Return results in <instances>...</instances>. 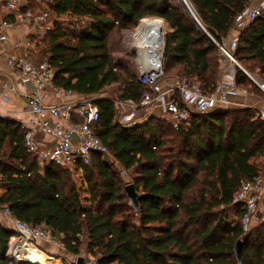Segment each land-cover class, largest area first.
Returning <instances> with one entry per match:
<instances>
[{"label": "trees", "instance_id": "obj_1", "mask_svg": "<svg viewBox=\"0 0 264 264\" xmlns=\"http://www.w3.org/2000/svg\"><path fill=\"white\" fill-rule=\"evenodd\" d=\"M189 2L203 28L179 0L55 1L58 19L40 43L36 63L49 62L54 86L98 98L95 133L109 155L94 153L81 170L55 164L41 169L27 151L22 124L0 117V204L18 220L45 227L72 255L80 254L86 238L99 247L96 264H240L235 247L242 240L241 264H264V223L245 234L239 221L244 211L234 202L242 181L261 174L252 163L264 152L259 115L251 109L192 114L189 125L178 129L158 117L131 129L118 122L114 100L139 101L147 88L138 72L114 62L112 52H122L123 33L146 18L162 19L170 29L166 77L174 70L170 79L216 90L224 68L215 41L231 34L250 0ZM235 56L245 70L258 69L264 82V13L240 32ZM236 77L240 88L264 95L241 68ZM113 85L111 97H102ZM122 169L137 174L138 210L127 197ZM78 170L86 187L73 179ZM15 235L0 221V264H15Z\"/></svg>", "mask_w": 264, "mask_h": 264}, {"label": "built area", "instance_id": "obj_2", "mask_svg": "<svg viewBox=\"0 0 264 264\" xmlns=\"http://www.w3.org/2000/svg\"><path fill=\"white\" fill-rule=\"evenodd\" d=\"M34 1L39 6L23 11L25 4H28L26 0H0L14 16V21L7 18L0 22V54L7 52L4 48L8 39L6 30L13 22L32 25L43 39L53 29L58 19L54 21L51 17L56 0ZM184 2L188 3L189 0ZM188 7L198 25L201 26L190 2ZM263 13L264 0H250L249 6L238 14L235 27L242 32ZM162 22L145 21L143 26L145 30L134 45V49L137 50L134 60L138 79L147 91L139 101L114 100L121 126L131 129L151 117L162 116L178 129L189 125L192 114L227 110L238 104L233 99L240 94H254L238 86L237 68H241L264 92V82L255 81L251 73L241 66L235 56L239 36L232 40L228 37L223 38L221 42L213 39L219 47L224 68L214 92H206L199 83L187 78L169 80L164 69L166 30ZM8 64L20 73L21 83L29 100L28 109L32 117L27 123L22 124L26 130L25 145L27 151L36 157L41 169L55 164L81 170L83 165L91 163L94 153L110 154L107 145L95 133V125L101 118L100 108L95 102L97 98L84 97L54 86L55 71L49 62L37 64L32 54L22 58L9 55ZM5 86L14 90L11 83ZM48 88H52L55 93L63 94L65 100L56 105L45 104L42 93ZM258 115L264 122V109H259ZM0 117L10 118L4 115ZM37 131L49 135L55 141L54 146L50 148L39 143L36 139ZM115 164L118 165L117 162ZM121 173L124 175L127 171L122 169ZM234 202L244 211L239 221L245 234L253 227L264 223V176L260 174L253 179L242 181ZM0 216L16 231L18 237L16 245L10 251L15 264H30L29 249L33 247L41 251L43 246L40 242L56 244L45 227H34L18 220L11 213L8 205L0 204ZM12 239L14 240V237Z\"/></svg>", "mask_w": 264, "mask_h": 264}, {"label": "crops", "instance_id": "obj_3", "mask_svg": "<svg viewBox=\"0 0 264 264\" xmlns=\"http://www.w3.org/2000/svg\"><path fill=\"white\" fill-rule=\"evenodd\" d=\"M26 2L28 4H25L23 11L27 10L28 8H34V4L35 7L39 6L34 0H26ZM31 4L33 6H31ZM51 17L54 21L58 18L55 12L51 14ZM7 18L11 21H14V16L12 13L8 11L4 4L0 2V22ZM142 22H145V20ZM169 31L170 29L168 27V32ZM6 34L8 39L4 45V48L7 52L0 54V116H9L16 122L23 124L27 123L32 117L28 109L29 100L26 98L25 89L20 79V73L8 64V56L14 55L22 58L32 54L34 59L37 61L39 46L43 38L40 33H38V31L32 27V25L26 23L13 22L11 27L6 30ZM239 35V29L234 27L233 31L228 36V39H235ZM7 83L13 84L14 90L7 88L5 86ZM42 97L44 103L48 105H56L65 100L63 94L55 93L52 88L45 90L42 93ZM241 98L247 100L246 102L249 101L250 103H254V105H260L261 103L258 100V96L255 94H240L233 100L238 103V100H241ZM260 107L261 108L259 109H264L262 103ZM36 139L39 141V143L46 147L52 148L55 144V141L49 135H45L41 131L36 132ZM252 163L260 169L261 175L264 176V152L254 156L252 158ZM4 192L5 190L1 188L0 197ZM0 221L5 225L8 224V222L2 216H0ZM46 244L49 245V243Z\"/></svg>", "mask_w": 264, "mask_h": 264}, {"label": "rangeland", "instance_id": "obj_4", "mask_svg": "<svg viewBox=\"0 0 264 264\" xmlns=\"http://www.w3.org/2000/svg\"><path fill=\"white\" fill-rule=\"evenodd\" d=\"M176 1H178V0H176ZM179 1L184 3L189 14L192 17H194L192 11L188 7L189 2L186 3V2H184V0H179ZM64 19H66V18H64ZM144 20L147 22L148 21L150 22L151 20L152 21H155V20L164 21L162 19H156V18H146ZM142 21L139 22V24L136 27H134V28L123 33V38H122L123 51L118 52V51L113 50V52H112L114 62L116 64H121L124 68H126L127 70H129L130 72H133V73H137V66H136V62H135L134 58L130 54V50L134 48V45L136 44V41L138 40L139 36L145 30L143 28L145 23ZM162 24L165 27V30L167 33L168 32V26L164 22H162ZM200 27H202V26H200ZM240 64L243 68H245L243 63L240 62ZM173 72H174V70L171 72H167V76L169 77V80H172V79H170V77L173 75ZM250 73L254 77L255 81L261 80V78L258 75L259 74L258 69H255L253 72H250ZM255 83L256 82H254V84ZM117 87H118V85H113L111 87H108V92L104 93L102 95V97H106V98L111 97V92L115 91L117 89ZM246 89L250 92H253L256 96H258V100L262 103V106H264V95L262 93L254 90V88H251V87H246ZM238 101H239L238 104L233 106V107H230L228 109V111H231V110L235 111L238 109H251L254 113H256V116H258L259 108H261L260 107L261 103H260V105H254V103H250L249 101L246 102L247 100H244V98H241V100H238ZM231 112H229V114L227 115V117H226L227 120L232 119L233 113H231ZM158 118L166 121V119L162 116H159ZM107 157L108 158L106 160H108L110 162L111 157L110 156H107ZM72 173H73V175H72L73 179L76 181L78 186H81V183L85 184V182H83V181H85L84 175L81 171L78 170V171H74ZM121 177H122L123 183L125 185L135 184V182L138 179L137 174L134 171H128L126 174H124V175L122 174ZM85 187H86V184H85ZM139 193L142 194V192H139ZM89 205L90 204H88V206ZM83 240H84V245L81 248L80 254L77 256L68 253L65 246L63 245V243L55 237L53 238V241L56 242V244L49 242V245H47L45 242H43V243L40 242L41 245L43 246L40 250L49 259V261H52L53 264H56L58 262H59V264H76L77 258L80 256H82L88 264H96V261L100 257L98 245L95 242L87 240L86 238H83ZM17 241H18V237H17V235H15L14 240L12 239V242H11L10 251L16 245L15 242H17Z\"/></svg>", "mask_w": 264, "mask_h": 264}, {"label": "water", "instance_id": "obj_5", "mask_svg": "<svg viewBox=\"0 0 264 264\" xmlns=\"http://www.w3.org/2000/svg\"><path fill=\"white\" fill-rule=\"evenodd\" d=\"M130 54L132 55L133 58H136L137 50L134 48L131 49ZM126 194L134 209L138 210L141 194L137 191L135 184L126 185ZM243 244L244 241L240 240L235 247V254L240 264L242 263ZM76 264H88V263L85 261V259L82 256H80L77 258Z\"/></svg>", "mask_w": 264, "mask_h": 264}, {"label": "bare ground", "instance_id": "obj_6", "mask_svg": "<svg viewBox=\"0 0 264 264\" xmlns=\"http://www.w3.org/2000/svg\"><path fill=\"white\" fill-rule=\"evenodd\" d=\"M29 259L30 264H53L41 251L33 247L29 249Z\"/></svg>", "mask_w": 264, "mask_h": 264}]
</instances>
